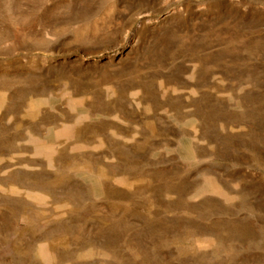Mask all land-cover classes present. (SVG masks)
Listing matches in <instances>:
<instances>
[{
    "label": "rangeland",
    "instance_id": "rangeland-1",
    "mask_svg": "<svg viewBox=\"0 0 264 264\" xmlns=\"http://www.w3.org/2000/svg\"><path fill=\"white\" fill-rule=\"evenodd\" d=\"M0 264H264V0H0Z\"/></svg>",
    "mask_w": 264,
    "mask_h": 264
}]
</instances>
